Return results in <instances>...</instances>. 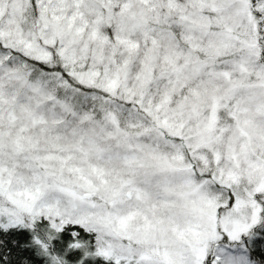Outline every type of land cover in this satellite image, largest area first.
<instances>
[{
    "label": "snow or ice",
    "instance_id": "1",
    "mask_svg": "<svg viewBox=\"0 0 264 264\" xmlns=\"http://www.w3.org/2000/svg\"><path fill=\"white\" fill-rule=\"evenodd\" d=\"M0 264H264V0H0Z\"/></svg>",
    "mask_w": 264,
    "mask_h": 264
}]
</instances>
